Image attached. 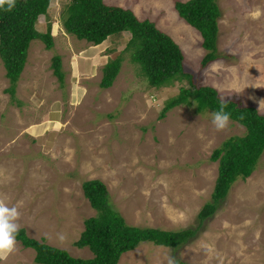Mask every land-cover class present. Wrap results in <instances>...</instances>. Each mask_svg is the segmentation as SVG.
Segmentation results:
<instances>
[{
    "label": "rangeland",
    "instance_id": "obj_1",
    "mask_svg": "<svg viewBox=\"0 0 264 264\" xmlns=\"http://www.w3.org/2000/svg\"><path fill=\"white\" fill-rule=\"evenodd\" d=\"M67 1L52 0L46 16L38 17L35 29L44 32L49 24L53 45L47 50L38 39L30 41L13 100L4 90L8 80L0 60V197L20 211V228L73 257H90L73 242L83 219L94 214L81 182L97 179L127 224L196 230L177 249L141 242L117 264H167L169 255L189 264H264V150L251 174L235 180L213 214L197 223L216 176L209 155L227 137L243 134V127L230 120L217 131L212 113L195 111L192 101L159 119L164 101L187 81L148 86L125 48L127 32L97 45L65 33ZM173 1L103 0L169 35L194 85L210 86L219 98L264 115V15L250 18L254 9L264 11V0H217L216 57L203 66L200 34L177 15ZM55 54L62 87L49 66ZM116 56L119 71L108 88H100L101 67ZM33 256L17 241V251L0 264H37Z\"/></svg>",
    "mask_w": 264,
    "mask_h": 264
},
{
    "label": "trees",
    "instance_id": "obj_2",
    "mask_svg": "<svg viewBox=\"0 0 264 264\" xmlns=\"http://www.w3.org/2000/svg\"><path fill=\"white\" fill-rule=\"evenodd\" d=\"M51 1L16 0L11 11L6 10L7 5L0 8V60L8 80L4 90L12 100L30 41L38 39L47 50L53 45L49 24L44 32L35 29L38 17L46 16ZM173 7L177 15L200 34V46L205 51L200 65L212 61L216 57L217 20L220 16L217 0H174ZM61 25L65 33L92 45L100 44L111 35L127 32L129 39L125 48H130L132 62L139 65L140 72L152 88L186 80L188 87H179L177 94L164 101L159 119L173 107L190 105L191 101L197 112L213 113L219 109L221 98L216 90L210 86L194 85L192 76L183 70V55L174 40L158 29L154 22L138 19L130 9L108 5L103 0H68L61 16ZM120 64L121 58L116 56L101 67L100 88L105 89L112 84ZM49 66L62 87L60 57L53 55ZM227 100L225 111L231 114V121L243 127L244 132L227 137L210 153L209 159L217 163L216 176L209 201L196 214L197 223L213 214L235 180L245 179L251 174L264 150V115L253 106L241 105L231 98ZM81 190L94 214L83 219V228L73 245L86 247L91 256L73 257L65 249L48 245L43 238L37 240L28 237L25 230L19 228L16 240L21 246L33 249L35 263L117 264L123 252L133 250L141 242L177 249L195 234V228L163 230L127 224L120 213L111 207L108 192L97 179L82 181ZM176 264L189 263L176 260Z\"/></svg>",
    "mask_w": 264,
    "mask_h": 264
},
{
    "label": "clouds",
    "instance_id": "obj_3",
    "mask_svg": "<svg viewBox=\"0 0 264 264\" xmlns=\"http://www.w3.org/2000/svg\"><path fill=\"white\" fill-rule=\"evenodd\" d=\"M7 5L6 10L11 11L15 5L16 0H0V8H4ZM264 15V11L257 8L250 13V18L253 20L259 19ZM228 100L226 97H221V103L219 109L211 114V123L217 131H224L228 128L230 123V113L226 112ZM261 109H264V101L260 102ZM20 216L21 213L16 206H9L6 200L0 197V261L7 260L9 255L17 251L16 236L20 228ZM63 241V235L58 237ZM167 264H176L174 257L169 255L167 258Z\"/></svg>",
    "mask_w": 264,
    "mask_h": 264
}]
</instances>
